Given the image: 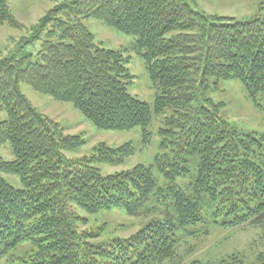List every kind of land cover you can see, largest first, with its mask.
Instances as JSON below:
<instances>
[{
	"label": "trees",
	"instance_id": "trees-1",
	"mask_svg": "<svg viewBox=\"0 0 264 264\" xmlns=\"http://www.w3.org/2000/svg\"><path fill=\"white\" fill-rule=\"evenodd\" d=\"M91 18L136 37L153 105L130 94L126 59L96 43L83 22ZM0 23L20 27L7 0H0ZM36 29V58L0 61V147L9 144L15 157L0 156V261L31 242L36 251L20 264H162L174 257L180 231L207 219L262 228L264 244V132L237 129L222 117L224 103L210 97L221 81L236 80L264 111V17L207 15L195 0H68ZM21 84L72 104L101 130L141 127L145 144L154 115L170 110L158 131L162 153L149 166L103 174L98 163L123 164L133 145L71 157L84 138L40 113ZM193 160L197 175L184 187L179 179ZM114 208L152 219L126 239L97 242L101 231L87 229V215ZM258 260L264 264V250ZM220 264L245 263L239 254Z\"/></svg>",
	"mask_w": 264,
	"mask_h": 264
},
{
	"label": "rangeland",
	"instance_id": "rangeland-1",
	"mask_svg": "<svg viewBox=\"0 0 264 264\" xmlns=\"http://www.w3.org/2000/svg\"><path fill=\"white\" fill-rule=\"evenodd\" d=\"M68 0H7L11 14L20 27L13 28L8 23H0V61L17 56L32 55L36 58L41 50L42 40L33 39L35 27L42 18L55 6ZM263 0H195L198 11L207 15L234 17L247 20L253 16L264 17L260 10ZM95 35L96 43L109 50L120 51L126 59V67L131 75L130 94L153 105L155 90L143 60L136 45V37L127 35L96 19L83 21ZM22 93L27 96L33 106L60 125L67 135H79L84 138L85 145L79 150L69 153L71 157H92L100 146L117 148L125 143H131L134 154L118 166L98 163L103 174L129 170L144 164L149 166L155 157L162 153L159 129L164 126L165 118L171 115L167 110L160 115H154L149 126L151 139L145 144L142 128L136 127L127 131H104L97 128L76 110L72 104L60 102L53 97L36 92L30 85L21 84ZM217 103H224L222 117L244 132H264V111L254 107L248 99L245 88L236 80H223L219 89L210 94ZM6 119V114L0 115V121ZM0 156L6 161L15 159L11 147L6 144L0 147ZM190 175L179 179V183L188 186L197 175V165L193 160L190 165ZM6 179L17 188H21L18 177L6 175ZM159 176L160 183L164 184ZM184 186V187H186ZM87 229L101 231L97 242L126 239L143 228L152 218L147 215L129 216L123 209L103 210L98 214L87 215ZM196 232L195 235H189ZM180 244L174 257L164 260L162 264H220L231 255H242L245 264H261L258 256L264 250L263 229L250 225L238 228H223L207 219L204 223L189 226L179 233ZM36 248L31 242H25L6 255L0 264H20L29 260Z\"/></svg>",
	"mask_w": 264,
	"mask_h": 264
}]
</instances>
